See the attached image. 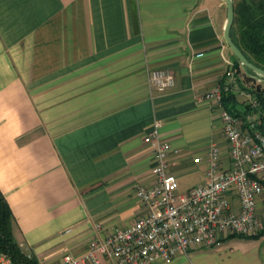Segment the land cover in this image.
<instances>
[{
	"label": "crops",
	"instance_id": "0c3cea01",
	"mask_svg": "<svg viewBox=\"0 0 264 264\" xmlns=\"http://www.w3.org/2000/svg\"><path fill=\"white\" fill-rule=\"evenodd\" d=\"M226 20L225 0H0V190L37 264L84 254L96 222L105 237L145 213L133 186L154 182L143 136L155 120L180 192L206 179L211 144L230 167L219 108L199 99L227 70L239 103L242 78L256 81L235 65ZM156 67L175 85L152 89ZM256 207L264 218V193ZM156 264H264V235L224 232Z\"/></svg>",
	"mask_w": 264,
	"mask_h": 264
},
{
	"label": "built area",
	"instance_id": "2783aa9c",
	"mask_svg": "<svg viewBox=\"0 0 264 264\" xmlns=\"http://www.w3.org/2000/svg\"><path fill=\"white\" fill-rule=\"evenodd\" d=\"M196 53L194 56H202ZM236 75L227 70L223 81L204 91L199 99L219 108L222 133L229 145L231 165L223 168L220 151L211 144L207 155L206 179L185 192L178 190L177 176L169 170L171 143L160 133L161 122L155 120L144 134L150 145L154 182L133 186L146 211L127 226L105 237L99 236L102 225L94 224L96 235L87 251L75 256L64 253L60 264H100L97 254H104L115 264H156L187 254L193 248L211 247L224 232L249 236L264 229V218L257 212L258 196L264 193V133L256 117L243 121L222 104V93L233 91ZM148 83L162 92L176 83L167 67L150 70ZM249 94L248 103L256 105ZM200 161L194 157L193 162ZM237 197L234 205L231 195ZM0 264H12L0 253Z\"/></svg>",
	"mask_w": 264,
	"mask_h": 264
},
{
	"label": "trees",
	"instance_id": "16d2710c",
	"mask_svg": "<svg viewBox=\"0 0 264 264\" xmlns=\"http://www.w3.org/2000/svg\"><path fill=\"white\" fill-rule=\"evenodd\" d=\"M231 38L250 62L264 69V0H239L234 5ZM235 65L238 71H241L240 62L236 56ZM241 88L250 93L256 105L252 106L248 102L239 103L232 91H224L223 106L242 121H245L248 115L255 113L257 128L264 133V81L253 80L251 87L242 85ZM13 224V213L0 190V253L7 255L12 264H37L35 257L27 255L15 240ZM260 235H264V229L253 235L238 236L258 237Z\"/></svg>",
	"mask_w": 264,
	"mask_h": 264
},
{
	"label": "water",
	"instance_id": "95a60500",
	"mask_svg": "<svg viewBox=\"0 0 264 264\" xmlns=\"http://www.w3.org/2000/svg\"><path fill=\"white\" fill-rule=\"evenodd\" d=\"M225 1L227 7V20L223 32L225 42L230 47L233 54L239 60L240 65L243 68L244 72L255 80L264 81V69L250 62L231 38V28L234 21V3L233 0H225ZM250 71H252L253 73H251Z\"/></svg>",
	"mask_w": 264,
	"mask_h": 264
},
{
	"label": "rangeland",
	"instance_id": "374dc122",
	"mask_svg": "<svg viewBox=\"0 0 264 264\" xmlns=\"http://www.w3.org/2000/svg\"><path fill=\"white\" fill-rule=\"evenodd\" d=\"M235 1L238 3L239 0H235ZM250 72L253 73L252 71H250ZM261 77H262V76H261ZM242 80H243L245 83H247V84H244L245 87H248V88H249V87H251V86L253 85V82H250V83H249L248 81H246L245 78H244V79L242 78ZM256 81H259V80H256ZM245 91H246V90H245ZM248 100H249V98H245L244 101H245V102H248Z\"/></svg>",
	"mask_w": 264,
	"mask_h": 264
}]
</instances>
